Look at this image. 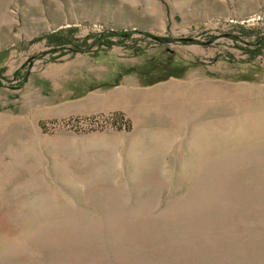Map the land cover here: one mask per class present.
I'll list each match as a JSON object with an SVG mask.
<instances>
[{"label":"rangeland","instance_id":"374dc122","mask_svg":"<svg viewBox=\"0 0 264 264\" xmlns=\"http://www.w3.org/2000/svg\"><path fill=\"white\" fill-rule=\"evenodd\" d=\"M0 264H264V0H0Z\"/></svg>","mask_w":264,"mask_h":264},{"label":"trees","instance_id":"16d2710c","mask_svg":"<svg viewBox=\"0 0 264 264\" xmlns=\"http://www.w3.org/2000/svg\"><path fill=\"white\" fill-rule=\"evenodd\" d=\"M128 34V33H127ZM127 34H126V32H124V33H118V32H112L111 34H109V35H107V37L109 36V37H112V36H117L118 38H125L126 36H127ZM105 38H106V36H105ZM126 39H128V38H126ZM125 40V39H124ZM59 42H61L62 44V46L64 47L65 46V44H67L66 43V40H62V41H59ZM62 47V48H63ZM92 120V119H91ZM89 123V126H91V127H95V125H94V121L92 120V121H88ZM112 125L115 127V128H117V129H120V128H127L128 127V123H127V121H126V119H124V117L122 116V115H120V114H117V115H115L114 117H113V119H112ZM79 124V123H78ZM77 128H79V127H77Z\"/></svg>","mask_w":264,"mask_h":264}]
</instances>
